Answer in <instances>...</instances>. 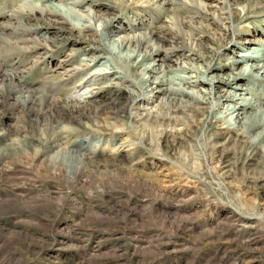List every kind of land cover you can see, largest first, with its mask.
Instances as JSON below:
<instances>
[{
  "label": "rangeland",
  "instance_id": "obj_1",
  "mask_svg": "<svg viewBox=\"0 0 264 264\" xmlns=\"http://www.w3.org/2000/svg\"><path fill=\"white\" fill-rule=\"evenodd\" d=\"M26 1L41 5L40 0ZM70 1L44 0V4L62 8L70 25L79 22L68 12L71 9L64 12L73 7ZM82 1L99 27L78 45L108 55L110 62L120 69L131 67V63L126 58L128 51L113 44L119 36L129 34L140 38L158 27L178 31L180 21L176 23L171 15L173 8L197 9L218 21L221 13L214 11L215 2L224 4L225 13L229 12V43L218 48L212 57L206 54L205 46L196 47L200 58L193 59H190L192 51L175 48L162 62L159 58L165 55L161 48L170 46L167 42L152 41L148 50L155 60H148L146 64L155 67L161 64L162 75H172L170 81L178 82L175 76L181 72L172 70L183 62L205 67L209 61L211 68L206 75H210L219 72L212 68L230 65L233 58L264 53V43L261 47L250 43L254 49L247 51L241 45L244 39H262L258 32H264V7L242 18V6L248 0L235 6L228 4L229 0H207L213 2L208 6L204 0ZM11 10H16L11 0H0V30L8 23L6 16ZM35 13H21L22 18H29L23 21L21 30L26 32L27 27L36 23L58 30L52 51L44 48L48 33L43 30L34 31L33 40L27 45L13 44L8 50L0 47V60L21 61L19 70L29 81V87L21 89L18 75L14 76V72L10 73L8 67L1 65L0 264H264V170L256 165L262 159V150L249 160L242 173L258 178L249 185L225 184L219 174L223 170H218L224 164L214 171L202 152L199 156L202 165L198 167L201 182L191 176L187 179L186 174L179 177L182 172L176 166L178 158L173 151L163 147L162 151L155 150V139L146 140V146L140 142L143 131L129 118L127 98L91 100L97 90H115V87L103 89L94 72L87 70L81 81L72 80L56 93L55 79L59 75L56 67L67 58L70 44L78 37L68 29H57L43 19L37 20ZM102 18L109 21L104 22ZM183 21L189 25V29H183L186 37L190 36L188 30L206 27L195 18L183 17ZM210 33V30L204 32L211 36ZM133 49L129 54L139 53L137 48ZM73 55L75 59L81 56L78 52ZM72 63L76 64V60ZM35 72L39 76H33ZM135 74L126 78L136 80L138 75ZM151 74L159 75L158 72ZM240 79L235 77L234 82H242ZM48 80L52 90L49 85L42 86V82ZM247 82L252 92L264 98V81L260 77L249 76ZM234 84H217V94L221 96L224 89L237 95L239 90ZM123 94L126 93L123 91ZM243 94L252 96L246 91ZM28 95L31 101L25 103ZM220 102L233 103L223 98ZM117 107L125 112L118 114L114 124L96 121L104 112H115ZM212 109L214 105L209 111ZM217 109L225 111V108ZM217 115L221 114L215 109L206 122L210 116ZM257 118L264 120V114L257 113L249 120ZM87 119L94 120L89 130L83 127ZM64 127L74 130L67 135L61 133ZM205 129L198 135L199 147L203 145ZM223 132L220 140L224 144L217 149L223 160L232 166L235 159L231 156V139ZM76 135L85 141V146L75 153L66 142Z\"/></svg>",
  "mask_w": 264,
  "mask_h": 264
},
{
  "label": "bare ground",
  "instance_id": "obj_2",
  "mask_svg": "<svg viewBox=\"0 0 264 264\" xmlns=\"http://www.w3.org/2000/svg\"><path fill=\"white\" fill-rule=\"evenodd\" d=\"M40 1L41 5L38 7L26 0H11V3L16 5V10H11L6 16L8 23L0 30V47L2 46V48L8 50L13 44L21 43L27 45L29 42H32V33H34V31L39 33L43 30L46 34L48 33V38H44V48L47 49V51H52L56 44L55 38L59 36L58 30H53L41 23H36L35 25L27 27L26 32L21 30L23 21L29 20V18L26 19V17H23V19L21 13L35 11V18L37 20L38 18L43 19L57 29H68L71 34L74 32L78 37L77 41H73L75 43L72 42L70 44L68 48L69 54L66 56L67 58H64L63 62L56 67L58 69L56 74H59L58 78L55 79L57 82L56 93H60L62 90L61 86L71 83L72 80L81 81L83 77L82 74L87 70L92 71L99 77L100 81H98V84L103 86V89L115 87V90L112 92L97 90L92 93L91 100L106 97L120 98V96L127 98L130 102L129 118H131L133 124L135 121L137 124L136 126L143 131L140 142L144 143V146H146V140L155 139L157 143V148H155V150L162 151L163 147L169 150V152L173 151L178 158L176 166L180 169L179 172H182L179 177L186 174L187 179H190L189 177L191 176L195 178L196 182H201V179L198 178V167L202 165L199 158L202 152V154L204 153V155L207 156L211 168L214 171H216L221 164H224V166L218 170L219 172L223 170L219 174L224 177L225 184L233 185L234 183H241L249 185L250 183L256 182L258 178H249V176H244L242 173H244V168L249 160L254 158L259 153V150H262V159L259 162L260 165L259 163L256 165L258 169L262 168L264 170V120L262 118H257L253 121L249 120L254 118L257 113L260 116L264 114V98L252 92L251 85L247 81L249 76L254 75L260 77L261 80L264 81V53L259 55L250 53L244 54L240 58H233L230 65L223 64L212 68L219 72L210 75H206L207 70L211 68L207 60L208 63L205 67L190 66V63L185 65L183 62L178 69L174 68L172 70L175 73L181 72L180 75L177 74V76H175L178 82L174 80L170 81L169 77L172 75H162L164 74V70L161 64L157 67L151 63L148 65L146 64L148 60H155L151 51L148 50L149 44L152 41L167 42L170 46L169 49L161 48L165 55L159 58L162 62L168 58L169 54L172 53L175 48L181 50L187 48V50L192 51V58L190 59H193L200 58L196 53V47L205 46L206 54L212 57L218 48L225 46L231 40L229 35L230 25L228 24L229 12L225 13L226 8L224 4H218L217 2L214 4V11L217 10L221 13L218 21L205 16L197 9L187 10L173 8L171 15L174 17L176 23H178L177 20L180 21L178 24V31L168 27H158L148 30L147 33H144L140 38H135L129 34L119 36L113 44L128 51V53H126V58L131 63V67H122L123 70H121L122 68L120 69L110 62V57L108 55L106 57L96 53L93 49L78 45L81 41L88 40L90 32H93V30L99 27L94 22V15L90 16L87 13L88 9H84L85 7H83L82 0H71L70 4H72L73 9L68 7L67 10L64 11L67 12L71 9L68 12L72 17L78 18L79 20V22H71L70 25L66 22L67 18L65 19L62 8L59 6L53 7L45 5L44 0ZM62 1L66 2V0H60V2ZM204 2L206 6L213 3L207 0H204ZM229 2L228 4L235 6L241 3L242 0H229ZM263 7L264 0H248L242 6V10H244L242 18H246L250 13L255 12L257 8ZM183 17L200 20L204 22L206 27H204L203 30H188L190 36L186 37L187 33L183 29L187 28L189 25L183 21ZM102 19L104 22L109 21V19L106 18ZM209 30L211 31V36L209 34H204V32H209ZM108 35L109 33H106V36ZM258 35L261 36L262 39L242 40V48L246 51L254 49L250 43L257 44L261 47L262 43H264V32L260 31ZM214 46L217 47L216 50ZM133 47L137 48L139 51V53L134 56L129 54V51L134 52L135 49H133ZM31 48H35V46ZM77 52L80 53L81 56L75 59L73 54ZM194 54L197 56H194ZM201 54L203 55V52ZM238 55L241 54L238 53ZM139 58L140 60H138ZM74 60H76V64L72 63ZM243 60L251 62L243 63ZM1 65L8 67L9 72H14L12 73L14 76L18 75V82H20L18 86L21 89H27L29 87V81L26 80V76H23L21 74L22 72L19 70L21 61L13 60L6 63L0 60V73L3 71ZM227 68L232 71H223ZM5 72H3V74ZM152 72H158L159 75L151 74ZM193 72L196 73L194 76L192 75ZM135 73L138 75L136 80L130 81L126 78V75L132 76L136 75ZM34 75L39 76L37 72L33 73V76ZM233 75H235L236 78H241L240 80L242 82H234L235 77H233ZM49 82L50 80L42 82V86L46 87V85H49ZM219 83L226 86H231L235 83L234 85L237 86L239 92L236 95L235 92L222 89L224 93L220 96L217 94L216 89ZM154 84L155 86H152ZM205 84H208V86H205ZM191 86L198 87V89L193 90V88H189ZM49 89H53L51 83ZM123 91L126 94H123ZM244 91L252 96L249 97L243 94ZM198 92H202V94L198 95ZM39 97L41 98V96ZM222 98L224 100L233 101V103H221L220 101ZM28 101H31L29 95L25 97V103ZM155 101L157 103L153 105ZM212 105H214V109L209 111ZM219 107L222 110L225 108V111L222 112L217 109ZM215 109L216 112L221 115H217L216 117L210 116L209 120L206 122L209 113L211 115L212 111L215 112ZM251 109H253L254 112H251ZM115 112L106 111L103 113V119L98 117L96 121L101 120L106 125L111 123L114 124V121H118V114L125 112V110L117 107ZM108 119H111L113 122H109ZM93 121L87 119V121H84L83 127L89 130V128L93 126ZM204 127H206L203 134L204 142L203 145L199 147L197 138ZM73 130L74 129L69 127H64L61 130L62 132H60L69 135ZM223 131H226V133L229 134L228 137L231 139V147H233L231 156L235 159V162H232V166L227 163V160H223V155L220 154L217 149L224 144V141L222 142L220 140V135L225 134ZM60 132L58 136H61ZM230 132H232V134H230ZM79 138L81 139V137H77L76 135L74 139L66 142V145L71 148V152H80L85 146V141L79 140ZM134 160L135 158L130 162L132 163ZM195 160L198 161L195 162ZM136 162L139 163L140 160ZM229 165L230 167H228ZM141 166L143 167L144 165L142 164ZM239 173H241V175H239Z\"/></svg>",
  "mask_w": 264,
  "mask_h": 264
}]
</instances>
